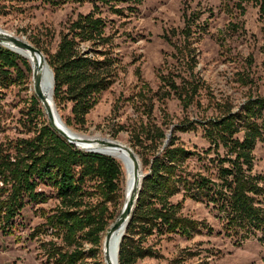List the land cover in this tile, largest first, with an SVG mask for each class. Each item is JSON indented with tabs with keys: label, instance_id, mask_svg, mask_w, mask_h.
<instances>
[{
	"label": "trees",
	"instance_id": "1",
	"mask_svg": "<svg viewBox=\"0 0 264 264\" xmlns=\"http://www.w3.org/2000/svg\"><path fill=\"white\" fill-rule=\"evenodd\" d=\"M7 1L9 6L23 9L24 5L38 0ZM40 1L53 7L91 4L87 13H79L69 23L55 52L47 56L54 73L55 103H72V116L64 120L65 124L84 126L87 113L115 81L120 68L117 57L110 54V38L105 33L106 22L99 15L100 8L107 6L111 12L122 14L125 9L122 3L137 0ZM256 2L264 15V0ZM191 20L192 17H186L180 30L186 41L192 32ZM83 43L87 44L86 50ZM183 51L186 52L184 63L191 69L188 78L178 84L174 78L181 75L170 72L172 76L162 77L166 89L158 96L172 95L186 110L194 99L198 76L189 61L193 49L186 45ZM20 62L29 66L21 55L0 42V106L4 90L22 77ZM43 112L41 108L42 115ZM198 129L209 143L202 153L175 143L174 131L186 133ZM143 134V138L135 136L136 147L141 149L136 153L148 173L142 179L126 236L119 245L118 264H135L139 258L157 256L138 245L129 247L125 242L127 236L178 235L191 239L203 231L212 233L213 229L204 222L182 214L187 199L216 211L229 236L244 241L261 233L260 241H264V174L252 173L254 146L264 140V96L247 98L237 110L226 109L216 118L184 119L173 126L167 144L163 143L165 131L156 125L144 127ZM211 152L214 156L210 157ZM193 157L197 162L206 161L204 168L214 166L215 178L187 171L184 164ZM119 165L108 155L87 152L69 143L47 120L33 138L1 144L0 230L10 233L17 214L26 206L49 202L52 194L46 189H50L58 204L43 216L47 230L60 237L61 243L52 239L43 244L47 259L53 264H87V259L100 264L102 240L119 215L108 208L119 192L122 170ZM177 195L180 200L171 202Z\"/></svg>",
	"mask_w": 264,
	"mask_h": 264
},
{
	"label": "rangeland",
	"instance_id": "2",
	"mask_svg": "<svg viewBox=\"0 0 264 264\" xmlns=\"http://www.w3.org/2000/svg\"><path fill=\"white\" fill-rule=\"evenodd\" d=\"M239 1L137 0L122 3V14L102 6L99 15L106 22L108 48L117 57L120 68L115 81L87 113L86 124L68 127L81 136L121 142L140 160L136 151L141 149L136 147L135 136L143 138L144 127L162 128L166 135L163 143L167 144L173 126L184 119L216 118L226 109L237 110L247 98L263 97L264 15L256 0ZM127 5L130 7L126 8ZM90 9V3L53 7L40 0L17 9L9 6L7 0H0V27L38 47L47 59L57 49L69 23ZM186 17H192L188 41L180 32ZM186 45L193 49L189 61L198 84L192 104L183 110L174 96L160 98L158 93L166 89L162 77L172 76L170 72L181 75H175L178 84L188 78L191 69L184 63ZM82 47L86 50L87 44ZM22 58L29 66L20 62L22 77L4 90L1 101L0 145L33 138L42 122L48 121L41 102L35 101L36 95L31 91L30 63ZM54 105L64 123L71 118V102L54 101ZM173 133L175 143L188 150L202 153L209 147L200 129ZM219 153L222 154L221 149ZM252 154V173L264 174V140L256 142ZM208 156L214 155L211 152ZM204 164L207 165L206 161L197 162L193 157L184 166L189 172L215 178L214 166L204 168ZM141 168L143 175L148 173L147 167L141 164ZM121 169L119 192L108 203L113 214L120 212L126 197L122 165ZM46 192L52 194L49 202L26 206L17 214L10 233L0 230V264H53L47 259L43 244L52 239L60 244L61 239L47 230L43 215L51 213L58 200L50 189ZM178 200L180 195L170 201ZM182 214L204 222L213 229L212 233L203 231L191 239L178 235L127 236L125 242L129 247L138 245L157 255L139 258L135 264H264L261 233L239 241L224 232L221 220L210 206L188 199L183 203ZM98 261L103 264L101 259ZM87 264H93V260L87 259Z\"/></svg>",
	"mask_w": 264,
	"mask_h": 264
},
{
	"label": "water",
	"instance_id": "3",
	"mask_svg": "<svg viewBox=\"0 0 264 264\" xmlns=\"http://www.w3.org/2000/svg\"><path fill=\"white\" fill-rule=\"evenodd\" d=\"M0 42L3 43L4 45L8 46L12 50H14L13 45L19 46L22 48L29 49L33 52V54L38 55L40 57L38 61V66L39 67H44L45 65L49 67V70L51 72V76L54 82V73L52 68L50 67L45 55L42 53V51L33 45L30 42L25 41L23 38L10 33L0 27ZM15 51V50H14ZM33 79H34V88H35V95L39 99V101L42 103V106L45 110L46 116L50 124L53 126V128L59 133V135L63 136L65 139L68 140L69 143L74 144L76 147H78L81 150L87 151V152H93V153H98V154H103L97 150L87 148V146H92V145H100V146H110V147H115L118 149L125 150L129 153L131 158L137 157L135 153L133 152L132 149H130L128 146L121 145L116 143L115 141H110V140H101L98 138H89L86 136H71L69 135L61 126H59V121L60 117L59 112L56 109V106L54 105V100L52 98L50 99L45 95V93L42 91L41 88V74L38 71H33ZM87 145V146H86ZM105 155V154H103ZM145 175H141V179L139 182V187L137 191H133V193L129 196V198L123 203L122 208L119 212V215L117 218L112 222L102 240V250H104L102 253L103 257V264H112L110 262V255H109V246L110 242L112 240L113 235L120 229L124 227V224L129 221L133 207L135 205L138 192L140 190L141 182L142 179ZM138 183V182H137ZM123 237V236H122ZM121 237V239H122ZM121 240L118 243V249H117V259H118V251H119V245H120ZM118 264V261H117Z\"/></svg>",
	"mask_w": 264,
	"mask_h": 264
},
{
	"label": "bare ground",
	"instance_id": "4",
	"mask_svg": "<svg viewBox=\"0 0 264 264\" xmlns=\"http://www.w3.org/2000/svg\"><path fill=\"white\" fill-rule=\"evenodd\" d=\"M13 48L19 55L26 58L30 63V66L32 68V83H33V89L31 91L32 92L34 91L35 93L33 71H38L41 74V78H42L41 81L42 91L45 93L47 97H49L50 99L52 98L53 100L54 82L49 67H47L46 65L42 68L39 67L38 61L40 57L38 55L33 54L31 50L15 45H13ZM59 126H61L71 136H75V135L81 136L80 134H77L74 130L69 128L61 118L59 121ZM116 143L124 145L121 142H116ZM87 148H91L105 155H108L114 158L122 165L123 171L125 173V185H124V190L126 195L125 201L129 198V196L133 193V191L135 190L137 191L139 187L141 175L143 174L141 163L138 157L131 158L127 151L110 146H100V145L98 146L95 144L92 146H87ZM127 224L128 221L124 224V227L122 229L118 230L113 235L112 240L110 242L109 255H110V262H112V264H117L118 243L121 240V237L123 236L124 232L126 231Z\"/></svg>",
	"mask_w": 264,
	"mask_h": 264
}]
</instances>
